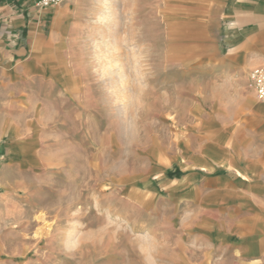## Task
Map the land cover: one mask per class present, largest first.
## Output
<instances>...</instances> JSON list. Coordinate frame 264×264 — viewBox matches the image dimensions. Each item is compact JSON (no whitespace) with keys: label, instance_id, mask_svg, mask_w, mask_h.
Returning <instances> with one entry per match:
<instances>
[{"label":"crops","instance_id":"0c3cea01","mask_svg":"<svg viewBox=\"0 0 264 264\" xmlns=\"http://www.w3.org/2000/svg\"><path fill=\"white\" fill-rule=\"evenodd\" d=\"M33 1L0 0V264H28L2 229L15 219V176L46 157L84 88L68 48L83 0ZM149 12L164 25L166 60L188 67L200 132L177 176L120 199L132 213L121 209L102 264H264V102L250 79L264 67V0H154Z\"/></svg>","mask_w":264,"mask_h":264},{"label":"rangeland","instance_id":"374dc122","mask_svg":"<svg viewBox=\"0 0 264 264\" xmlns=\"http://www.w3.org/2000/svg\"><path fill=\"white\" fill-rule=\"evenodd\" d=\"M152 1L107 0L108 19L97 0L82 2L68 46L81 105L62 110L38 167L15 176V219L2 223L7 246L28 248V264H102L121 209L132 213L120 199L148 198V182L177 176L175 160L200 132L188 67L166 60Z\"/></svg>","mask_w":264,"mask_h":264},{"label":"built area","instance_id":"2783aa9c","mask_svg":"<svg viewBox=\"0 0 264 264\" xmlns=\"http://www.w3.org/2000/svg\"><path fill=\"white\" fill-rule=\"evenodd\" d=\"M60 1L61 0H34L33 7L35 9H44L49 6L56 5ZM250 79L257 98L264 102V67H256L252 69L250 72Z\"/></svg>","mask_w":264,"mask_h":264},{"label":"bare ground","instance_id":"6f19581e","mask_svg":"<svg viewBox=\"0 0 264 264\" xmlns=\"http://www.w3.org/2000/svg\"><path fill=\"white\" fill-rule=\"evenodd\" d=\"M98 1V3L100 2L103 6H104V9H103V12H102V15H101V18L102 19H108V17H109V12L107 11V9L108 8H106L107 7V5H106V2H107V0H97ZM40 216V214H38L36 217L38 218ZM41 233V232H40ZM37 234V233H36ZM36 236V235H35ZM41 236V235H40ZM71 240H69V243H71L70 242ZM54 243V242H53ZM70 245V244H69ZM54 246H55V244H54Z\"/></svg>","mask_w":264,"mask_h":264}]
</instances>
